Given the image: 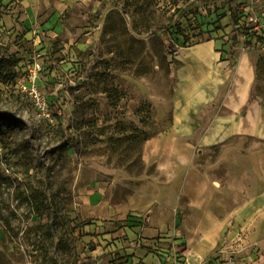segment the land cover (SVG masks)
<instances>
[{
  "label": "rangeland",
  "instance_id": "rangeland-1",
  "mask_svg": "<svg viewBox=\"0 0 264 264\" xmlns=\"http://www.w3.org/2000/svg\"><path fill=\"white\" fill-rule=\"evenodd\" d=\"M249 72L264 108V0H0V264H264V204L198 252L189 222L149 226L139 189L182 79L226 102ZM262 167L239 186L263 193Z\"/></svg>",
  "mask_w": 264,
  "mask_h": 264
},
{
  "label": "crops",
  "instance_id": "crops-1",
  "mask_svg": "<svg viewBox=\"0 0 264 264\" xmlns=\"http://www.w3.org/2000/svg\"><path fill=\"white\" fill-rule=\"evenodd\" d=\"M212 62L211 59L210 64ZM253 76L249 72L234 94L236 100L226 102H212L218 90L204 89V80L200 77L182 79V91L179 100L175 99L169 132L157 134L144 143L143 158L147 165H154L156 172L150 178L142 175L139 188L149 226L158 232L173 219L184 225L189 222L191 233L186 241L188 239L190 245V239L196 240L198 252L216 246L222 228L231 218L244 217L246 209L253 214L264 204V192L255 196L254 185L239 186V177H250L252 171L258 176L264 164V155L256 151L257 143H264V108L259 101L252 103L250 99ZM180 96L188 97V102H182ZM206 104H213L212 110L200 114L199 106ZM201 129L204 130L195 141L194 135ZM232 138L251 139L253 143L242 149L238 157L230 156L236 150L229 146ZM150 145H159V150L154 158L147 159ZM216 146H219V155L198 168L196 157ZM244 192L247 197H243ZM183 198L185 206L179 202Z\"/></svg>",
  "mask_w": 264,
  "mask_h": 264
},
{
  "label": "trees",
  "instance_id": "trees-1",
  "mask_svg": "<svg viewBox=\"0 0 264 264\" xmlns=\"http://www.w3.org/2000/svg\"><path fill=\"white\" fill-rule=\"evenodd\" d=\"M249 46H250V44H249ZM151 137H153V135H146V136L144 137V140H147V139H149V138H151Z\"/></svg>",
  "mask_w": 264,
  "mask_h": 264
}]
</instances>
